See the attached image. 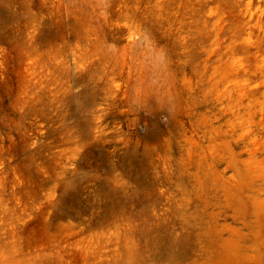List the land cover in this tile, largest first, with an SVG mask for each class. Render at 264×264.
<instances>
[{
    "label": "rangeland",
    "instance_id": "obj_1",
    "mask_svg": "<svg viewBox=\"0 0 264 264\" xmlns=\"http://www.w3.org/2000/svg\"><path fill=\"white\" fill-rule=\"evenodd\" d=\"M0 264H264V0H0Z\"/></svg>",
    "mask_w": 264,
    "mask_h": 264
},
{
    "label": "bare ground",
    "instance_id": "obj_2",
    "mask_svg": "<svg viewBox=\"0 0 264 264\" xmlns=\"http://www.w3.org/2000/svg\"><path fill=\"white\" fill-rule=\"evenodd\" d=\"M263 113V112H262Z\"/></svg>",
    "mask_w": 264,
    "mask_h": 264
}]
</instances>
